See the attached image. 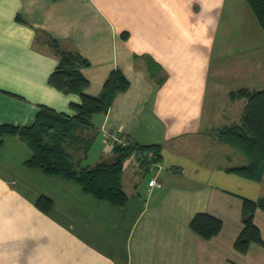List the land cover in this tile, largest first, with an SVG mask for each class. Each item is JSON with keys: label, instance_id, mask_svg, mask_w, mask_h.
Returning <instances> with one entry per match:
<instances>
[{"label": "crops", "instance_id": "obj_1", "mask_svg": "<svg viewBox=\"0 0 264 264\" xmlns=\"http://www.w3.org/2000/svg\"><path fill=\"white\" fill-rule=\"evenodd\" d=\"M59 51L87 59L81 72L90 95L112 69L129 81L92 117L96 133L82 165L114 160L106 131L116 129L139 145L160 146V186L150 185L151 172L134 154L122 170L127 202L116 206L28 167L27 144L6 135L0 264H264L261 208L253 221L262 243L245 251L234 245L242 197L264 192L247 194L256 187L227 170L248 159L218 134L232 125L223 114L231 91L264 89L253 88L264 82V31L246 1L0 0V124H31L41 105L72 113L79 96L48 83ZM198 212L221 220L215 235L191 229Z\"/></svg>", "mask_w": 264, "mask_h": 264}, {"label": "trees", "instance_id": "obj_2", "mask_svg": "<svg viewBox=\"0 0 264 264\" xmlns=\"http://www.w3.org/2000/svg\"><path fill=\"white\" fill-rule=\"evenodd\" d=\"M245 1L264 31V0ZM86 65L87 59L79 53L59 51L57 64L49 75L48 83L64 93L79 96L78 102L70 103L72 113L41 105L31 124H0V145L6 135L17 136L31 150V156L25 161L28 167L72 180L80 185L83 192L113 205L123 206L128 199L121 184L125 162L135 153L144 151L155 153L159 159L160 146L139 145L134 141L129 146L114 144L111 147L115 153L112 162L82 165L81 161L85 159L96 133L92 117L104 114L115 95L129 86L125 75L116 68L110 71L100 93L90 95L85 92L89 81L81 72V68ZM158 68L156 63L148 60L147 71L150 75H156ZM229 98L232 101L242 100L245 113L239 124L225 126L218 134L226 143L238 149L248 159V164L227 170L246 179L260 181L264 173V89L238 88L229 93ZM141 164L147 168L146 161L142 160ZM50 204L49 200L45 203L46 207ZM256 208L264 211V195L256 200L242 197L243 227L234 242L239 251H245L251 242L262 243L259 229L253 221ZM190 227L207 238L219 231L221 220L208 213L198 212L191 219Z\"/></svg>", "mask_w": 264, "mask_h": 264}, {"label": "rangeland", "instance_id": "obj_3", "mask_svg": "<svg viewBox=\"0 0 264 264\" xmlns=\"http://www.w3.org/2000/svg\"><path fill=\"white\" fill-rule=\"evenodd\" d=\"M260 41L258 40L257 41V45H259ZM261 51L258 50L257 51V56L255 58V61L257 60V63L258 61H262V57L261 56ZM262 84L263 83H259V84H256L254 85L253 88H259V86H263ZM244 113H245V104L242 100H235L234 102H232L229 98H224L223 99V114L225 115V118H224V121L226 123H232V124H239L240 121L242 120L243 116H244ZM226 115H228L229 117H226ZM89 133V132H88ZM127 136V135H126ZM129 137V136H127ZM129 139H131L129 137ZM232 151L234 153H237L240 157H244V155L236 148H232ZM235 159V158H234ZM148 180H149V177H148ZM249 182L247 183H251V185H253L254 187H256L255 191L253 193H250L251 191H249V193H247L248 191H246L247 189H243V193H247V194H250V195H253L255 196L256 194H262L264 192V173L262 175V179L260 181H251V180H247Z\"/></svg>", "mask_w": 264, "mask_h": 264}, {"label": "built area", "instance_id": "obj_4", "mask_svg": "<svg viewBox=\"0 0 264 264\" xmlns=\"http://www.w3.org/2000/svg\"><path fill=\"white\" fill-rule=\"evenodd\" d=\"M107 141L112 147L114 144H120L123 146H129L131 144V139L126 135L122 134L116 129H110L106 131ZM135 156L140 160H144L147 163V168L152 175L149 177V183L151 186H160L158 180V173L160 169V161L157 158V155L151 151H144L142 153L137 152Z\"/></svg>", "mask_w": 264, "mask_h": 264}]
</instances>
